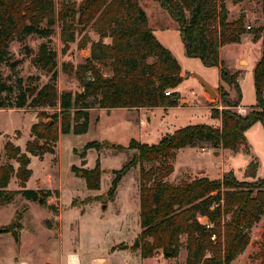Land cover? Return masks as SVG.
Segmentation results:
<instances>
[{
	"label": "trees",
	"instance_id": "trees-1",
	"mask_svg": "<svg viewBox=\"0 0 264 264\" xmlns=\"http://www.w3.org/2000/svg\"><path fill=\"white\" fill-rule=\"evenodd\" d=\"M155 1L177 23L186 54L200 58L205 66H220L221 80L231 88L219 91L222 109L211 104V116L221 121L220 126L188 125L164 136L157 144L132 139L127 147L117 145L119 149L135 152L116 172L110 193L116 190L123 176L140 166L142 258L154 257L160 252L167 258H177L184 246L185 264H233L249 246L252 227L264 216V178L240 180L232 170L225 171L220 178L200 176L179 183L166 178L173 171L170 160L179 150L202 147L203 151L238 152L247 144L246 131L259 121L264 125V37L262 54L253 71L257 101L243 115L235 110L242 102L240 73L229 72L220 58V50L225 45L241 43L247 32H254V40H259L260 30H248L242 17L229 20L228 0ZM58 21L62 23L64 35L69 31V38L64 37L67 42L74 40L75 23L91 26L100 37L92 44L91 55L82 69L85 74L91 73L83 82V90L75 94L58 91L57 53L48 43L41 44L34 61L51 74L50 80L41 87L24 86L22 77L11 83L12 76L4 77L2 69L8 65L9 43L30 35L49 38ZM106 37L111 41L104 42ZM9 66L13 69L14 65ZM102 66L109 74L104 73ZM181 73L180 63L154 34L139 0H83L78 6L67 2L59 11L55 0H0V109H60L51 118L40 113L43 119L32 125V139L25 151L11 141L6 142L4 155L18 166L0 163V203L9 204L16 194L30 200L38 198L39 191L26 188L33 173L31 156L43 158L53 153L61 133L87 132L90 98L104 109L176 106L180 98L177 89L184 80ZM166 91H171V95H166ZM105 144L88 142L81 154L85 157L87 150L99 151ZM152 162L160 164L146 170L144 163ZM257 170L258 162H250L246 177L256 178ZM80 174L89 189L99 188V161L92 169H82ZM13 176L23 187L19 191L7 189ZM14 237H19L17 231ZM258 258L255 264H264V243Z\"/></svg>",
	"mask_w": 264,
	"mask_h": 264
},
{
	"label": "rangeland",
	"instance_id": "rangeland-1",
	"mask_svg": "<svg viewBox=\"0 0 264 264\" xmlns=\"http://www.w3.org/2000/svg\"><path fill=\"white\" fill-rule=\"evenodd\" d=\"M59 11L64 3L71 2L77 6L83 0H55ZM146 11L150 25L158 40L171 50L184 70L196 72L212 85L217 96L213 98L206 93L202 97V88L196 77L184 79L178 91L184 101L180 106L168 109H156L136 112L123 108H115L110 113L101 109L94 98H90V123L83 134H60L53 153L43 158L31 156L30 168L32 176L26 188L39 191L36 200H30L16 194L9 204L0 203V227L7 228L16 223L15 239L9 229L0 233V264H72L68 262L69 254L81 255L77 264H86V257L96 259L109 257L110 264H131L141 261L140 227V182L141 168L136 166L120 180L114 192L110 193L116 172L133 156L132 149H119L121 144L127 147L132 139L148 144H157L164 136L172 135L177 130L197 124L220 126L219 119L212 118L211 104L223 108L219 100L221 89L230 90V86L221 80L220 66H205L198 57L186 54L177 23L169 13L155 0H139ZM229 20L244 18L246 28L261 32V38L254 40V32L243 35L241 43L225 45L220 50V58L230 73L239 72L243 106L235 107L240 114L249 112L256 104V90L253 71L262 54L264 37V0H243L226 2ZM74 40L67 42L69 31H62V23L58 21L49 38L30 35L24 39L15 38L9 43L7 64L3 65L4 77L12 76L11 83L19 77L24 86L47 83L51 74L40 69L34 59L43 43L57 53V80L59 92L77 93L83 90L84 80L91 75L82 72L91 55L92 44L100 39L91 26L84 27L75 23ZM108 43L111 38L103 40ZM9 65H14L13 69ZM104 73L109 74L102 66ZM28 77H33L31 80ZM221 87V88H220ZM231 99L235 92L231 91ZM247 106V107H244ZM59 108H13L0 109V163L18 164L8 160L5 144L11 141L25 151L26 144L32 139L31 127L43 118L45 113L50 118ZM151 117V118H150ZM49 120V118H44ZM149 121L148 126L146 123ZM247 144L238 152L228 149L213 150L216 154H205L202 147H185L177 152L170 162L173 171L167 180L174 183L191 181L200 176L220 178L225 171L232 170L240 180L255 181L264 178V125L257 122L246 131ZM91 141L106 143L101 150L89 149L82 156L83 147ZM114 143V145H113ZM188 148V149H187ZM185 149H187L185 151ZM210 149H207V151ZM100 162V185L98 189H89L85 178L80 174L82 169H92ZM252 161L258 162L256 178L246 177V169ZM159 162L144 163L146 170L158 166ZM23 187L17 177L13 176L7 189L19 191ZM139 239V245L133 246ZM185 241V237L182 239ZM264 243V216L251 229V242L245 252L233 264L258 263V253ZM124 245H128L125 248ZM183 246L181 249L184 250ZM113 253V254H112ZM68 254V255H67ZM102 255V256H101ZM180 255V254H179ZM83 256V257H82ZM155 257L166 264H181L177 258H167L163 253ZM151 258V259H150ZM153 257L143 260L149 263ZM166 259V260H165Z\"/></svg>",
	"mask_w": 264,
	"mask_h": 264
},
{
	"label": "crops",
	"instance_id": "crops-1",
	"mask_svg": "<svg viewBox=\"0 0 264 264\" xmlns=\"http://www.w3.org/2000/svg\"><path fill=\"white\" fill-rule=\"evenodd\" d=\"M149 20V19H148ZM149 25H150V21H149ZM150 27L154 30V28L150 25ZM157 37V36H156ZM160 41V40H159ZM181 68H182V66H181ZM196 74V72H192L191 73V75L190 76H193V77H195L193 74ZM182 76L184 77V79H186L187 77H189V76H187V71L186 70H184L183 68H182ZM208 82V81H207ZM209 83V82H208ZM239 83H240V79H239ZM210 84V83H209ZM211 86H213V87H218V85H220V81H219V84L218 85H212V84H210ZM201 88H202V97L204 98V99H206L207 97H206V93H205V91H204V88L201 86ZM179 94H180V98H179V103H178V105H176L177 107L178 106H180L181 104H184V101H187V104L188 103H190V100L188 99V98H186V97H182V93H181V91H179ZM241 106H243L242 104H241ZM172 107H175V106H172ZM244 107H247V106H244ZM160 108H163V109H168V108H170V107H163V106H158V107H153V108H133V109H128V108H123V109H128V110H130V111H132V110H135L136 112H139V110L140 111H143V110H151V112L149 113V112H147V115H151V117H152V115H153V113H152V111H154V110H156V109H160ZM248 108V107H247ZM101 109H103V110H105L106 112H108V113H110L113 109H115V108H112V109H104V108H100V110ZM150 117V118H151ZM148 124H149V121L146 123V127L148 126ZM188 149V148H187ZM187 149H185V151L187 150ZM183 151H184V149H182ZM204 152H205V154H216L217 153V151H212V149L211 150H204ZM183 252H181L180 251V258L178 257V260H180L181 261V264H185V260H186V256H187V252H186V250L184 249V250H182ZM113 254V253H112ZM68 255V254H67ZM71 255H74V256H78V257H80L81 255H77V254H69V257L71 256ZM141 255V254H140ZM102 256V255H101ZM111 256V254H108V256H102V257H98V258H96V259H92L93 257H86L85 258V260H86V264H110V259H109V257ZM83 257V256H82ZM144 258H142L141 257V261L139 262V263H136V262H134V263H131V264H166V262H167V260L166 261H164V260H160L158 257H153L152 258V260L149 262V263H146L144 260H143ZM146 259H148V258H146ZM151 259V258H150ZM66 260H68V262H70L71 263V261H70V259L68 258V256H67V259ZM78 262H79V258H78ZM22 264H28L27 262H25V263H23L22 262Z\"/></svg>",
	"mask_w": 264,
	"mask_h": 264
},
{
	"label": "water",
	"instance_id": "water-1",
	"mask_svg": "<svg viewBox=\"0 0 264 264\" xmlns=\"http://www.w3.org/2000/svg\"><path fill=\"white\" fill-rule=\"evenodd\" d=\"M191 75V73H189V72H187V76H190ZM198 80H199V82H200V84L202 85V87L204 88V90L207 92V93H209L210 94V96L211 97H213V98H216V96H217V93H216V91L212 88V86L204 79V78H202L200 75H198V74H193ZM113 145H114V143H113ZM15 225H16V223H11V224H9L8 225V229H9V231L12 233V234H14L15 233ZM4 230V228H1L0 227V233L2 232ZM139 245V239H137L136 240V242H135V244H133V246H138ZM124 247L125 248H128V245H124ZM46 264H51V263H49V262H47Z\"/></svg>",
	"mask_w": 264,
	"mask_h": 264
},
{
	"label": "built area",
	"instance_id": "built-area-1",
	"mask_svg": "<svg viewBox=\"0 0 264 264\" xmlns=\"http://www.w3.org/2000/svg\"><path fill=\"white\" fill-rule=\"evenodd\" d=\"M165 94L168 95V96H170V95H171V91H166ZM213 238H214V237H213ZM70 258H71V256L69 257V259H70ZM70 261H71L72 264H77V263H78V259H77V258H75L74 261H72V260L70 259Z\"/></svg>",
	"mask_w": 264,
	"mask_h": 264
},
{
	"label": "bare ground",
	"instance_id": "bare-ground-1",
	"mask_svg": "<svg viewBox=\"0 0 264 264\" xmlns=\"http://www.w3.org/2000/svg\"><path fill=\"white\" fill-rule=\"evenodd\" d=\"M75 258H76V256L71 255V258H70V259H71L72 261H74Z\"/></svg>",
	"mask_w": 264,
	"mask_h": 264
}]
</instances>
